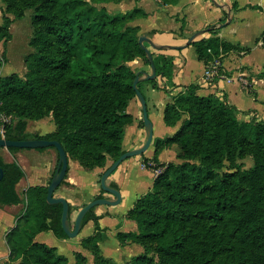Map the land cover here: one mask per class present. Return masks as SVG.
I'll use <instances>...</instances> for the list:
<instances>
[{"label": "trees", "instance_id": "trees-1", "mask_svg": "<svg viewBox=\"0 0 264 264\" xmlns=\"http://www.w3.org/2000/svg\"><path fill=\"white\" fill-rule=\"evenodd\" d=\"M3 22L0 42L12 39L11 25L34 8V51L25 56L27 72L0 75V125L8 139L58 140L69 157L85 168L106 167L122 153L126 126L134 120L128 111L137 97L136 71L130 61L140 57L150 64L139 41L140 27L132 22L149 13L139 7L112 13L106 3L122 0H0ZM176 4L178 0H158ZM233 8H239L237 3ZM9 14L14 15V18ZM217 25H210L212 34ZM264 45V33L258 39ZM198 58L212 65L242 47L219 36L195 39ZM249 51V48H245ZM157 77L172 85L173 57L152 53ZM0 58V66L3 59ZM222 71H224L222 69ZM264 76V72L259 73ZM142 81L139 82L140 87ZM190 84L172 97L164 121L181 127L173 136L157 141L153 158L144 162L158 173L152 189L139 197L128 211L138 231L118 232L121 245L138 243L144 252L130 264H264V120H241L239 110L226 98L201 95ZM52 115L56 130L46 135L27 133L28 120ZM184 115H187L184 118ZM10 117L4 122L3 117ZM145 125L144 120L141 121ZM3 135L0 133V137ZM175 146L180 161L159 160V153ZM21 148L9 147L13 153ZM44 149V148H39ZM252 156L246 168L243 159ZM150 161L153 162L150 163ZM0 180V207L24 201L17 184L25 171L17 159L5 160ZM48 186L28 189L25 208L7 234L9 260L18 264H88V257L74 252L75 262L55 246L35 239L44 230L68 238L62 203H49ZM102 197V195H99ZM95 207L82 225L96 222V232L82 240L94 264H116L100 248L101 230ZM73 207L70 205L69 220Z\"/></svg>", "mask_w": 264, "mask_h": 264}, {"label": "crops", "instance_id": "crops-1", "mask_svg": "<svg viewBox=\"0 0 264 264\" xmlns=\"http://www.w3.org/2000/svg\"><path fill=\"white\" fill-rule=\"evenodd\" d=\"M234 3L239 6L237 10L233 8ZM105 5L112 13L125 12L134 6L145 9L149 15L137 18L132 24L140 27V35L147 34L151 37L153 44L144 41L151 53L172 56L174 61L173 84L168 86L169 91L164 88L166 82L161 76L157 77L158 87L146 79L141 80L139 88L146 98L149 117L153 123V140L144 153L128 157L108 177L107 183L120 191L122 200L115 205L101 204L95 208V215L99 216L102 228L99 242L102 253L116 264H128L134 256L142 254L144 248L138 243L121 245L117 234L121 231H138V224L128 218V211L139 197L152 189L158 173L146 165L144 158H153L157 141L173 136L182 125V121L175 126H169L164 121L165 107L172 101L173 95L185 90L190 84H197L201 95L214 94L226 98L229 104L239 110L238 117L241 120H264V76H258L264 72V45L262 41L258 42L264 33V0H178L176 4H162L158 0H122ZM229 9L231 20L228 22ZM214 24L218 28L216 34L209 30L210 25ZM198 31L203 32L195 39L215 35L242 47L240 50L230 51L222 59H217L228 77L217 79L213 85L208 84L205 78L209 65L198 58L196 47L187 43ZM245 48L250 50L246 51ZM129 65L141 77L151 72V65L140 57L130 61ZM128 111L134 120L126 126L123 140L125 151L142 147L148 134L145 125L141 124L143 110L138 97L130 101ZM56 128L50 115L33 124L28 120L26 131L29 134L46 135ZM0 153L8 162L17 159L25 171L17 184V191L24 201L0 207V264H18L9 260L7 234L24 211L28 189L50 184L57 169L59 153L55 147L21 148L13 153L8 148H0ZM159 160L165 163L180 161L176 147L164 148L159 153ZM113 162L108 157L106 167L87 169L78 160L69 157L68 172L54 195L66 198L73 207L69 220L73 227L79 210L85 204L99 195L115 199L101 185L102 174ZM150 163L153 164L152 161ZM95 232L96 222L92 219L82 225L75 237L59 238L52 230H44L35 239L57 247L60 253L68 256L71 263L75 262L76 251L85 254L88 261L90 256L94 261L93 254L82 246V240Z\"/></svg>", "mask_w": 264, "mask_h": 264}, {"label": "water", "instance_id": "water-1", "mask_svg": "<svg viewBox=\"0 0 264 264\" xmlns=\"http://www.w3.org/2000/svg\"><path fill=\"white\" fill-rule=\"evenodd\" d=\"M230 20H231V9H229V13H228V22ZM224 25L225 23L222 24V26ZM202 32L203 31H198L194 33L189 38L187 43L190 44ZM145 40L151 42L152 44H153V41L151 37H149V35L147 34H141L139 37V41L141 45L146 48V51L148 53V57H149L150 65H151V72L146 73L145 77H141L140 73H137V77L134 80V87L137 92V97L139 98L141 105H142L143 120L145 123V127L148 131L147 140L142 147H139L133 150H127L124 153H122L120 157L117 160H115L102 174L101 185L103 189L113 194L115 196V199L107 198V197H99L85 204L79 210L76 216L74 227L70 224V221H69V210H70L69 202L64 197H60V196L58 197L54 195L55 190L59 187V185L62 183V181L66 177V174L69 168V156L66 150L64 149L63 145L58 140H55V139H45V138L8 139L6 137H0V148L18 147V148H36V149L38 148L39 149V148H45V147H55L58 150L59 161H58L56 172L50 184L48 185L47 200L51 204L62 203L63 205L62 224L69 237H75L79 234L81 227H82L84 217L91 208L101 205V204L115 205V204H118L122 200V195L120 191L117 188L112 187L107 183L108 177L128 157L144 153L146 149L150 146L153 140V134H154L153 123L149 117L147 101H146L144 94L138 87V84L142 79L150 80L157 76V70H156L154 60H153V56H152L151 51L144 45ZM175 48H179V46H175ZM3 175H4V170L0 166V180L3 178Z\"/></svg>", "mask_w": 264, "mask_h": 264}, {"label": "rangeland", "instance_id": "rangeland-1", "mask_svg": "<svg viewBox=\"0 0 264 264\" xmlns=\"http://www.w3.org/2000/svg\"><path fill=\"white\" fill-rule=\"evenodd\" d=\"M0 5L5 8V4L0 1ZM113 10V8H111ZM3 12L0 10V24L3 22ZM35 14L34 8H28L25 12V15L22 18H17L12 26V39L6 44L0 42V58L6 55V58L3 59V64L0 66V75L9 74L12 72H17L20 75H25L27 72L26 64H25V56L28 53L34 51V48L30 45V40L33 35V27H32V18ZM2 15V16H1ZM14 18V15L9 14ZM7 64V65H6ZM6 65V66H5ZM31 124L36 123L37 120H30ZM244 162L246 168H250L254 164V160L252 156L247 155L243 159H240ZM73 259V258H72ZM132 260V259H131ZM88 264H94L93 258L90 256ZM122 264V263H121ZM130 264V262L128 263Z\"/></svg>", "mask_w": 264, "mask_h": 264}, {"label": "built area", "instance_id": "built-area-1", "mask_svg": "<svg viewBox=\"0 0 264 264\" xmlns=\"http://www.w3.org/2000/svg\"><path fill=\"white\" fill-rule=\"evenodd\" d=\"M228 77V75L222 71V65L221 62L219 60H217L215 63H213L212 65L208 66L206 72H205V78L206 81L208 82V84H215V82L217 81V79L220 78H226ZM4 122H7L10 120V117H3ZM0 133L4 136L5 133V128L3 125H0Z\"/></svg>", "mask_w": 264, "mask_h": 264}]
</instances>
